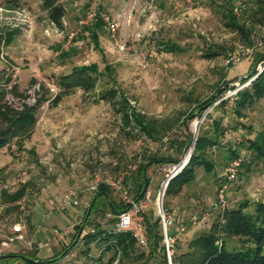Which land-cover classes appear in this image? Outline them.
Segmentation results:
<instances>
[{
    "label": "rangeland",
    "instance_id": "obj_1",
    "mask_svg": "<svg viewBox=\"0 0 264 264\" xmlns=\"http://www.w3.org/2000/svg\"><path fill=\"white\" fill-rule=\"evenodd\" d=\"M43 1L0 0V37L12 34L10 44L1 45L0 84L11 79L6 86V101L14 110L41 101L31 133L16 136L0 147V256L37 252V257L48 259L68 252L70 264L108 262L113 253L99 260L101 249L94 242L90 254H85L88 245L84 236L93 233L96 225L114 228L109 222L113 216L102 214L105 207L85 219L95 196L94 181L107 184L112 200L120 204L121 197L112 183L123 177L124 186L134 198L132 179L147 157L170 156L181 162L200 133L215 136L216 123L222 136L216 147L208 149L214 170L196 168L195 180L177 197L166 199L168 211L185 224L176 241L185 250L191 239L212 226L219 214L212 208L218 177L232 151L243 165L230 186L228 209L247 202L248 211H253L256 201L264 203V161L255 157L247 142L264 133V99L245 110L243 117L233 111L235 98L226 100L224 106L209 108L201 117L186 119L197 101L208 99L223 81L239 78L226 90L228 93L242 85L243 77L248 79L258 71L260 62L255 64L254 58L263 48L264 27L256 28L250 43L232 32L226 23L229 9L234 12L235 0H196L193 4L187 0H58L65 8L62 28L50 21ZM90 12L106 17L108 22L99 18L103 22L100 29H95L96 21L86 26L91 30L80 28V21ZM234 14L252 27L241 13ZM93 30L97 31L98 44L91 36ZM87 37L91 39L89 45L78 47L76 43ZM168 43L178 50H164ZM212 51L219 56L208 58ZM230 54L240 55L241 62L227 64ZM93 64H97L98 74H103L109 64L114 81L108 83L100 76L95 90L74 88L62 93L58 84L61 76ZM52 82L58 86L56 94L49 89ZM114 85L133 107L158 122L160 134L156 140L133 125L126 126L121 114L100 99V92ZM58 96L61 98L55 102ZM194 121L202 122L197 133L192 129ZM5 126L0 119V127ZM173 165H154L149 170L147 193L152 201L143 212L153 218L159 215V194ZM24 185L25 193L16 203L3 204V191L14 193ZM71 191L77 193L78 203L62 208L63 197ZM15 224L26 226L20 239L14 232ZM56 228L69 233L53 237ZM172 231L173 226L168 232ZM227 245L229 249L240 247L236 240H229ZM137 250L145 255L148 251L140 244ZM129 262L156 264L145 257Z\"/></svg>",
    "mask_w": 264,
    "mask_h": 264
},
{
    "label": "trees",
    "instance_id": "obj_2",
    "mask_svg": "<svg viewBox=\"0 0 264 264\" xmlns=\"http://www.w3.org/2000/svg\"><path fill=\"white\" fill-rule=\"evenodd\" d=\"M43 8L47 11L50 21L56 27L62 28L63 18L65 16V8L63 5L58 0H44ZM228 12L229 22L226 25L232 29V32L241 35L243 40L248 43L251 42L256 28L264 27V0L247 2L241 9V14L251 24V28L247 24L242 23L241 19L234 14L232 9H229ZM102 23L100 19H97L94 23L95 29H100ZM85 30L91 29L90 27H85ZM91 36L94 42L98 44L96 30L92 31ZM11 39L12 34L6 38L0 37V57L1 45H9ZM262 40L263 48L256 54L254 58L255 64L260 61L264 62V34L262 35ZM164 50L175 52L178 50V47L173 43H168L165 44ZM219 54L217 51H212L206 56L212 59L219 56ZM105 72L107 75H105ZM105 72L98 74L97 64L76 67L71 73L61 76L58 84L63 94H67L74 88H80L83 91L90 92L95 90L98 77L100 76L107 79L108 83L114 81L112 68L109 64L106 65ZM255 74L256 72L249 79H252ZM10 80L8 78L6 83L0 84V119L6 124L4 128L0 127V147H3L16 136L25 137L31 133V130L37 123L36 108L41 103L38 100L34 105H25L22 110H14L6 101L8 95L6 86ZM228 82L229 80L223 81L217 87L215 93L208 99L197 101L195 108L188 114L186 119L193 120L201 117L226 92L223 87ZM60 98L61 96H58L55 102H58ZM100 99L110 103L116 112L121 114L126 126L133 125V127L138 128L140 132L146 134L153 140L158 138L160 134L158 122L133 107L129 99L115 85L101 91ZM261 99H264V71L258 74L247 87L238 92L237 99L232 107L233 111L239 117H243L244 111ZM226 102V100L221 101L213 109L224 106ZM211 111L205 114L206 118H209ZM221 136L222 132L220 130V124L218 123L215 125L214 137L207 135L206 132L198 135L188 163L167 185L163 201L165 211H168L169 208L166 199L168 197H177L187 184L195 180L196 168L202 167L207 172L214 170V163L208 158V149L216 147L219 144V138ZM247 142H249V149L255 157L264 161V133H259L254 140H248ZM234 157H238V154L232 151L229 154V160ZM178 162V160L171 159L170 156L163 157L154 155L147 157L145 162L136 169V173L132 179L134 199L138 200L146 194L150 184L149 170L152 166L169 163L176 164ZM25 189L26 186L24 185L14 193L3 191L1 195L3 204L13 205L16 203L25 193ZM109 189L107 184H99L92 203L89 209L86 210V220L88 215L99 212L102 207H105L102 214H111L113 219L109 222L115 225L117 216L128 209L122 203L118 204L112 200ZM248 208L249 204L243 202L237 208H227L225 211L219 213L210 229L191 239L187 243L185 250L175 241L172 247V264H264V203L256 201L253 211H248ZM142 215L143 221L141 224L147 239L148 251L146 255L144 253H138V240L133 232H116L114 228L107 230L103 229L99 224L95 226L93 233H88L84 236L85 243L88 245L87 249H85V254L87 256L90 254V245L94 242L96 247L101 249L99 260L107 253H113V256L108 262L103 263L100 261L98 264H130L129 260H141L144 257L147 260L154 259L156 264H169L160 216L158 215L156 218H153L145 214V212ZM82 228L83 225L79 227V235L82 234ZM168 234L170 237L174 236L175 231ZM229 240L238 241L240 247L229 249L227 245ZM67 253H61L48 259L37 257V252L32 254L28 252L9 253L0 256V264H16L17 262L21 264H52Z\"/></svg>",
    "mask_w": 264,
    "mask_h": 264
},
{
    "label": "built area",
    "instance_id": "obj_3",
    "mask_svg": "<svg viewBox=\"0 0 264 264\" xmlns=\"http://www.w3.org/2000/svg\"><path fill=\"white\" fill-rule=\"evenodd\" d=\"M187 1L190 4H193L196 0H187ZM250 1L252 0H235V7L233 9L234 12L239 15L241 13V9L243 5ZM99 18L108 22V19L106 17L104 16L99 17L97 13L90 12L85 19H82L80 21V28H84L90 24L92 25V23ZM111 30L115 32V27L111 26ZM76 34H78V31ZM72 41H73V36L70 37V39L68 40L66 49L70 46ZM90 42H91L90 37H87L86 39L80 42H77L76 44L78 47L82 48L84 46L89 45ZM250 53H251V50L247 49V54L250 55ZM241 60L242 59L240 55L230 54L229 57L227 58V64L236 65V64H239ZM263 71H264V62H260L258 65V71L252 77V79H249L248 81L242 83V85L237 86L233 90L229 89L228 90L229 92L228 93L226 92L227 94L224 93L222 97L219 100H217L214 103V105L210 108H213L215 105L219 104L223 100H228V99L234 100L235 98H237L238 92L244 89L245 87H247L251 83V81ZM49 89L53 94H56L58 92V86L56 85L55 82L49 83ZM12 148L14 152H17L18 149L16 148V145H13ZM140 161H141V157H139V162ZM188 161H189V154L181 162L179 161L178 163L169 167L168 173L166 174V179L164 183L162 184V186L165 184V189L167 188V185L170 182V180L182 171V169L186 166ZM241 167H242V159L240 157H234L227 162L224 168V172L218 177V187L216 191V198L212 203V208L218 210L219 213L225 211L228 208V205H229L228 195L230 191V186L238 178ZM136 168L137 167L135 166L134 169ZM23 175H26V172H23ZM99 184H100V180L96 179L94 181V185H92V189L96 190ZM112 187L115 191L119 193L123 205L128 207L127 210L123 211L117 216V221L114 225L115 231L116 232L131 231L133 232L134 236L137 238L138 244L142 246H147V239L145 237L141 223L143 221L142 213L144 209L152 201L149 193L146 192L144 197L138 200H135L129 195V189L124 186L123 177L114 181L112 183ZM160 195L161 193L159 194V199H158V208H159L158 214L160 216V222L163 228L164 243L166 246L168 261H169V264H172L171 255H172L173 243L177 240L178 236L181 235L185 231V224H184L183 219H181L179 216L175 215L174 213H171L170 211L164 210L163 200L162 202H160ZM77 203H78V195L75 191H71L69 194L63 197L62 208H66L67 206L74 205ZM172 226L175 227V235L170 237L168 234L169 233L168 230ZM25 228H26L25 225H21V224L14 225V232L18 234L17 238L20 239L23 237L22 231ZM68 233L69 232L66 229L56 228V229H53L52 231L53 237H64L68 235ZM5 245H7V243ZM69 258H70V255L67 253L64 256L60 257L58 260L54 261L52 264H70Z\"/></svg>",
    "mask_w": 264,
    "mask_h": 264
},
{
    "label": "water",
    "instance_id": "obj_4",
    "mask_svg": "<svg viewBox=\"0 0 264 264\" xmlns=\"http://www.w3.org/2000/svg\"><path fill=\"white\" fill-rule=\"evenodd\" d=\"M261 62V61H260ZM250 78V77H249ZM248 78V79H249ZM243 79V81H245V80H247V79H244V77L242 78ZM239 80V78H235V79H232V80H230L224 87H223V89L224 90H227L228 88H231L237 81ZM195 141H196V139H195ZM194 145H195V142L193 143V147L190 149V152H189V159H190V157H191V155H192V152H193V149H194ZM162 188H163V193H162V195H160V202H162V200H163V197H164V194H165V191H166V189H165V184L162 186ZM161 191H162V189H161Z\"/></svg>",
    "mask_w": 264,
    "mask_h": 264
},
{
    "label": "bare ground",
    "instance_id": "obj_5",
    "mask_svg": "<svg viewBox=\"0 0 264 264\" xmlns=\"http://www.w3.org/2000/svg\"><path fill=\"white\" fill-rule=\"evenodd\" d=\"M201 123H202L201 121H194V122L192 123V129H193V131H194L195 133L198 132ZM162 193H163V188H162V191H161V195H162Z\"/></svg>",
    "mask_w": 264,
    "mask_h": 264
},
{
    "label": "crops",
    "instance_id": "obj_6",
    "mask_svg": "<svg viewBox=\"0 0 264 264\" xmlns=\"http://www.w3.org/2000/svg\"><path fill=\"white\" fill-rule=\"evenodd\" d=\"M213 110V109H212ZM172 209L175 211V209L172 207Z\"/></svg>",
    "mask_w": 264,
    "mask_h": 264
}]
</instances>
